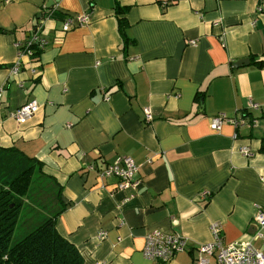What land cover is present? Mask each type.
Segmentation results:
<instances>
[{"label": "crops", "instance_id": "crops-1", "mask_svg": "<svg viewBox=\"0 0 264 264\" xmlns=\"http://www.w3.org/2000/svg\"><path fill=\"white\" fill-rule=\"evenodd\" d=\"M49 1L0 0V147L58 184L57 228L85 264H164L144 255L155 230L188 241L168 264H196L214 223L227 244L251 239L264 208V0H57L48 18ZM37 30L49 44L15 75L16 43ZM32 100L40 108L26 122L9 116ZM219 113L240 123L214 129ZM121 156L134 159L139 186L101 177Z\"/></svg>", "mask_w": 264, "mask_h": 264}, {"label": "trees", "instance_id": "trees-1", "mask_svg": "<svg viewBox=\"0 0 264 264\" xmlns=\"http://www.w3.org/2000/svg\"><path fill=\"white\" fill-rule=\"evenodd\" d=\"M127 8L116 5L119 20V32L124 42L130 39L126 35L128 26L125 16ZM58 10L52 6L46 11V17L59 15ZM65 19V18H64ZM40 34L37 30L36 34ZM29 37L25 42L31 40ZM31 59L38 57L45 48L36 43L31 46ZM261 150L264 151V140ZM36 159L25 158L5 151L0 147V264H85L80 249L68 238L63 236L56 225L60 212H52L49 216L31 228L27 234L14 244L12 237L24 205V197L31 190L34 175L36 174ZM40 174V173H39ZM49 185L60 196L58 184L50 181Z\"/></svg>", "mask_w": 264, "mask_h": 264}, {"label": "built area", "instance_id": "built-area-1", "mask_svg": "<svg viewBox=\"0 0 264 264\" xmlns=\"http://www.w3.org/2000/svg\"><path fill=\"white\" fill-rule=\"evenodd\" d=\"M259 10L264 11V5ZM89 13H83L78 16V25H83L89 22ZM73 17H66L63 21V30L65 32L75 27ZM33 43L43 48L49 44V41L41 34H36L31 37L29 42H17V60L11 66L12 72L18 75L21 71L22 65L31 59ZM20 85H23L20 81ZM1 95V93H0ZM248 106L250 108L259 109L261 106L255 101H250ZM40 103L36 100L29 101L18 109L11 111L9 116L16 119L19 123L26 122L38 109ZM145 121L150 122L153 119V111L150 107L145 108L144 111ZM224 119H227L238 125L239 119L230 118L226 113H219L218 116L212 120V128L220 129ZM247 155H251V151L247 148L243 150ZM88 169L94 170L95 166L91 164ZM139 168L131 156H121L113 163L108 164L100 171L101 177L116 176L119 179L118 188L124 189L129 186H139L141 179L138 177ZM261 181L264 185V175L261 176ZM205 194V193H204ZM255 222L258 225V231L252 236L251 239L238 240L232 243H225L221 233L220 224L214 223L212 225L214 240L210 243L200 245L198 248L199 256L196 258V264H208L212 257L216 258L218 264H264V254L255 246V239L262 236L261 230L264 228V208L258 207ZM188 246V241L185 237L176 233H167L160 230H155L146 236V243L144 247V255L154 261L168 264L176 254L184 252ZM103 264V263H96Z\"/></svg>", "mask_w": 264, "mask_h": 264}, {"label": "rangeland", "instance_id": "rangeland-1", "mask_svg": "<svg viewBox=\"0 0 264 264\" xmlns=\"http://www.w3.org/2000/svg\"><path fill=\"white\" fill-rule=\"evenodd\" d=\"M49 182L50 181L45 180L36 169V174L33 178L30 193L28 196L24 197V201L25 199H28V203L24 212V207H22L21 215L23 213V216L22 218H19L18 224L15 228V232L12 237L13 244L23 238L31 228L35 227L43 220L42 213L31 206L33 205V201H35L42 210H47L50 212H56L58 210V205H56L57 192L55 189L50 187ZM37 199H40V202H38L39 200ZM47 203L50 205V208L48 207ZM31 221L36 222L32 227L28 226Z\"/></svg>", "mask_w": 264, "mask_h": 264}, {"label": "water", "instance_id": "water-1", "mask_svg": "<svg viewBox=\"0 0 264 264\" xmlns=\"http://www.w3.org/2000/svg\"><path fill=\"white\" fill-rule=\"evenodd\" d=\"M56 1H57V0H50V1L48 2V4H47V7H48V8L52 7V5H53ZM249 62H250L249 59H241V60H239V61H237V62L235 63V66H240V65H243L244 63H249Z\"/></svg>", "mask_w": 264, "mask_h": 264}]
</instances>
